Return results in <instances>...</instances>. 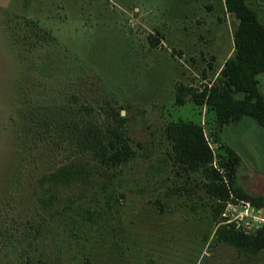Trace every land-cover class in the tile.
Here are the masks:
<instances>
[{"label": "rangeland", "instance_id": "1", "mask_svg": "<svg viewBox=\"0 0 264 264\" xmlns=\"http://www.w3.org/2000/svg\"><path fill=\"white\" fill-rule=\"evenodd\" d=\"M250 4L264 22V0ZM238 23L225 0H0V264H264V249L215 241L205 175L174 164L166 135L200 123L216 167L228 147L239 154L232 183L221 170L231 188L264 198V124L220 126L211 105L176 101L180 84L222 81ZM118 112L129 161L99 164L87 184L42 185L73 159L95 162L59 120L106 128ZM86 205L105 207L93 224L65 215ZM225 214L251 232L264 224V206L235 196Z\"/></svg>", "mask_w": 264, "mask_h": 264}, {"label": "trees", "instance_id": "2", "mask_svg": "<svg viewBox=\"0 0 264 264\" xmlns=\"http://www.w3.org/2000/svg\"><path fill=\"white\" fill-rule=\"evenodd\" d=\"M225 1L227 10L239 20L234 32L235 55L225 61L221 82L205 85L201 92L180 84L176 101L183 103V96L191 94L197 104L211 105L220 126L239 122L245 116L264 124V94L259 86V75L264 73V22L250 0ZM150 39L155 43L152 35ZM237 92L242 93L243 97L237 98ZM115 117L116 123L108 124L106 128L91 119L77 122L66 117L59 120L61 134L95 162L73 159L45 175L41 179L42 185L50 190L52 186L87 184L100 168L99 164L110 169L129 161L136 150L125 132L126 118L119 112L115 113ZM166 135L172 142L170 155L174 164L185 171H201L205 175L204 187L213 199L212 213L217 224L215 241L233 245L250 254L264 249V224L249 232L225 214L234 196L258 207L264 206L263 197H254L238 187L232 189L230 186L240 161L239 154L228 147V157L220 161V167H216L214 151L204 128L194 121L170 122ZM221 170L226 171L230 183ZM51 196L43 198L42 203L47 206ZM104 209V206L86 205L76 208L67 206L64 211L75 222L78 217H83L93 224L97 217L103 215Z\"/></svg>", "mask_w": 264, "mask_h": 264}, {"label": "built area", "instance_id": "3", "mask_svg": "<svg viewBox=\"0 0 264 264\" xmlns=\"http://www.w3.org/2000/svg\"><path fill=\"white\" fill-rule=\"evenodd\" d=\"M248 228H251V227H248ZM247 231H249V230H247ZM249 232H251V231H249Z\"/></svg>", "mask_w": 264, "mask_h": 264}, {"label": "water", "instance_id": "4", "mask_svg": "<svg viewBox=\"0 0 264 264\" xmlns=\"http://www.w3.org/2000/svg\"><path fill=\"white\" fill-rule=\"evenodd\" d=\"M123 113H124V112H123ZM123 113H122V114H123Z\"/></svg>", "mask_w": 264, "mask_h": 264}]
</instances>
